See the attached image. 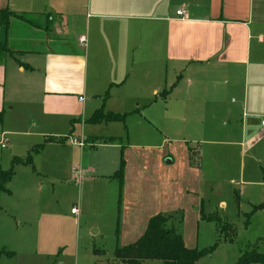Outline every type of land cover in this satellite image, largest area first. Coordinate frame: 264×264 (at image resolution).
I'll return each instance as SVG.
<instances>
[{"label": "crops", "instance_id": "crops-1", "mask_svg": "<svg viewBox=\"0 0 264 264\" xmlns=\"http://www.w3.org/2000/svg\"><path fill=\"white\" fill-rule=\"evenodd\" d=\"M177 10L185 13L178 15ZM3 12H10L11 17L0 24L4 52L0 51V169L14 166L15 174L8 184L10 191L0 196V250L16 248L23 224L53 219L54 213L41 207L37 194L46 188L44 183H64L65 176L71 175L70 161L64 168L61 153L51 154L50 167L41 165L54 146L74 147L81 157L97 147L114 153L98 160L101 171L97 162L93 167L73 169V180L82 178L84 186L96 178L120 183L116 172L124 160L120 186L128 198L123 212L127 222L115 231V248L136 242L153 216L169 211L155 194L150 157L131 155L130 164L124 151L118 155L117 150L125 146L122 142L98 139L95 133L82 139L95 148L87 151L88 145L80 147L74 141L81 139L69 142L74 124L109 127L118 121L94 123L96 112L122 114L119 106L128 105L132 111L125 114L134 115L164 103L165 118L191 130L196 138L209 137V142L224 145L214 151L224 159L226 145H241L240 138L246 134L243 125L237 139L226 141V126L237 112V107L227 104L231 92L243 93L242 109L246 110L251 79L258 100L264 102V0H0V22ZM165 118L162 126H166ZM143 121L126 150H143L159 142L151 146L158 149L159 160L165 158L167 167L158 165L168 175L175 161L168 135L161 132L163 136L156 138L150 124ZM4 142L6 147H2ZM42 143L33 165L14 163ZM188 147L194 157L202 158L201 149ZM180 191L191 209L198 207L197 191ZM200 212L202 220H212ZM22 243L29 246L28 236ZM13 252L1 258H12Z\"/></svg>", "mask_w": 264, "mask_h": 264}, {"label": "rangeland", "instance_id": "rangeland-1", "mask_svg": "<svg viewBox=\"0 0 264 264\" xmlns=\"http://www.w3.org/2000/svg\"><path fill=\"white\" fill-rule=\"evenodd\" d=\"M9 17L10 14H4L2 20L6 21ZM0 51L4 53L1 48ZM253 84L254 81L250 79L246 110L242 109L243 93L233 91L228 98L227 104L237 107V112L232 113V120L226 126V141L237 139L243 125L246 134L243 139L239 137L241 145H226L228 154L224 159H219L214 153L223 149L224 145L209 142L206 140L209 137H204L205 140L196 138L191 130L177 126L167 116L165 118L167 107L164 103L142 108L134 115L126 114L124 122H113L109 127L91 124L84 128L74 124L76 127L69 142L73 138H89L95 133L98 139L122 142L125 146L117 150L118 155L124 151V157L130 164L131 155L135 158L143 154L150 157V178L157 186L155 194L161 204L169 207L164 215L172 216L167 226H175L193 248L210 250L196 264H236L250 245H256L264 252V129H261L264 102L258 100ZM119 107L122 114L132 111L128 105ZM164 118L166 126L161 125ZM39 121L41 123V119ZM142 121L150 124L149 129L156 138L163 136L161 132L168 135V148L175 157L174 163L170 165L172 172L168 175H164L161 170L163 166L167 167L165 158L160 156L159 160L156 155L158 149L151 146H159V142L149 143L151 148L142 144L145 145L143 150H126L139 135L142 129L139 122ZM38 130L42 131L41 128ZM69 134L70 130L65 136ZM188 145L201 149L202 158L194 157ZM94 149L89 145L86 147L87 151ZM51 150L54 151L45 153L41 165L50 167L53 160L51 154L61 153L64 166L61 162L60 171H63L69 159L72 178L69 174V178L65 176L64 183H44L43 187L46 188L37 194V199H42V208H49L54 213L53 219L47 221L42 218V221L36 219L27 222V225L23 224L21 232L17 234L16 248L10 249L16 252L15 256L1 258L0 264H123L114 259V249L115 231L118 227L123 229L127 222L126 217L123 219L128 201L124 189L117 180L96 178L86 186L82 178L73 180L74 172L84 169L85 165L93 167L97 162V171H101L99 159L108 155L113 157L114 153L97 147L90 155L81 157L74 147L54 146ZM115 157L118 159L116 154ZM158 162H161V168ZM8 165L5 167L8 168ZM201 177L205 178V184H202ZM189 188L200 194L198 207L193 209L187 203L188 198L180 191L185 192ZM239 195L240 199L237 197ZM148 196L151 197L152 192ZM256 206L258 209L255 211ZM72 208H76L79 213L73 215ZM200 211L211 216L212 220H202ZM226 235L233 236L234 240H229V237L226 239ZM27 236L29 246L22 243ZM95 249L99 251L98 255L94 254ZM142 264L164 263L146 261Z\"/></svg>", "mask_w": 264, "mask_h": 264}, {"label": "trees", "instance_id": "trees-1", "mask_svg": "<svg viewBox=\"0 0 264 264\" xmlns=\"http://www.w3.org/2000/svg\"><path fill=\"white\" fill-rule=\"evenodd\" d=\"M3 12L2 14H4ZM10 14V12H9ZM12 14V13H11ZM5 21L1 20L0 24ZM126 114H116L112 112L104 113L99 110L92 117L94 123L106 121H124ZM3 121V113L0 112V122ZM44 146V143L37 144L31 148L25 159L16 158L14 163L32 164L33 156L39 152ZM125 162L122 159L120 168L116 172L121 185L124 182ZM15 174L14 166L7 170L0 169V196L4 191H10L8 184ZM239 197V196H238ZM264 207V205H262ZM255 211L258 207H254ZM1 210V204H0ZM172 220L171 216L161 214L151 218L148 227L136 242L117 246L114 251V259L121 261L123 264H142L146 261H162L164 264H196L202 257L208 255L210 250L189 248L186 246L182 234L178 232L175 226L168 227L167 224ZM229 236L226 235V239ZM229 240H234V237H229ZM98 250H94V254H98ZM13 256V251L0 250V258L2 256ZM236 264H264V252L260 251L256 245L248 246L240 255Z\"/></svg>", "mask_w": 264, "mask_h": 264}, {"label": "built area", "instance_id": "built-area-1", "mask_svg": "<svg viewBox=\"0 0 264 264\" xmlns=\"http://www.w3.org/2000/svg\"><path fill=\"white\" fill-rule=\"evenodd\" d=\"M184 13H185L184 10H177V14H178V15H183ZM86 41H87L86 37L83 36V37L81 38V43H82V44H85ZM262 125L264 126V120L262 121ZM74 141H75V143L78 144L80 147H85V146H87V142L84 141V140H74ZM2 147H6V143H5V142L2 144ZM71 211H72V213H74V214H77V213H78V210H77L76 208H72Z\"/></svg>", "mask_w": 264, "mask_h": 264}]
</instances>
